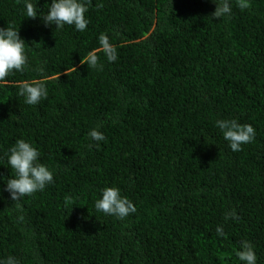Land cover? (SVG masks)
<instances>
[{
	"label": "trees",
	"instance_id": "1",
	"mask_svg": "<svg viewBox=\"0 0 264 264\" xmlns=\"http://www.w3.org/2000/svg\"><path fill=\"white\" fill-rule=\"evenodd\" d=\"M28 2L35 19L25 0H0V28L19 31L27 57L0 81V262L246 264L247 241L264 264V0H229L221 18L214 0H80L84 31L46 26L52 0ZM92 51L102 70L81 64ZM25 81L47 98L25 103ZM217 120L251 124L255 138L233 152ZM20 139L54 182L17 205L6 154ZM107 187L137 211H97Z\"/></svg>",
	"mask_w": 264,
	"mask_h": 264
},
{
	"label": "clouds",
	"instance_id": "2",
	"mask_svg": "<svg viewBox=\"0 0 264 264\" xmlns=\"http://www.w3.org/2000/svg\"><path fill=\"white\" fill-rule=\"evenodd\" d=\"M217 4L216 10L212 14L215 18H221L230 15L231 7L229 0H214ZM91 3V0H88ZM103 5H99L102 7ZM238 6L241 10L250 7L247 0H238ZM25 15L27 18L35 19L38 15L37 7L33 3L25 0ZM87 6L80 0H52L47 14L41 13L45 25H56L57 29H62L65 25H74L76 30L84 31L87 28L88 21L85 18ZM101 50L106 55L109 62L117 59L115 48L110 44L109 38L105 34L99 36ZM27 64L25 55V40H23L19 31L11 26L0 28V81L15 71L23 72ZM81 64H87L89 68L99 67L96 51L89 52L86 58L81 60ZM18 95L25 97V103L28 105L38 104L41 99L47 98V90L42 84H33L27 81L19 86ZM216 126L221 130L223 137L229 142V147L233 152L242 151V145L252 142L255 138V129L251 124H241L236 120H217ZM93 141H103L106 137L100 131L93 129L88 133ZM8 155V164L11 167L14 176L7 180L6 190L10 193L11 199L15 204L25 196H30L37 191H42L46 185L53 183V173L41 163H37L39 151L30 143L23 139L18 140L10 149ZM95 209L103 212L105 215L115 216L123 220L129 214L137 211L135 205L126 197L120 195V191L114 187H107L102 191V199L95 203ZM226 219H239L235 209L228 213ZM19 219L23 221L24 217ZM216 232L219 236H224L221 226H218ZM243 250L237 253L241 261L246 264H256V254L252 245L245 241L242 245ZM0 264H17L13 257H8L6 261Z\"/></svg>",
	"mask_w": 264,
	"mask_h": 264
}]
</instances>
